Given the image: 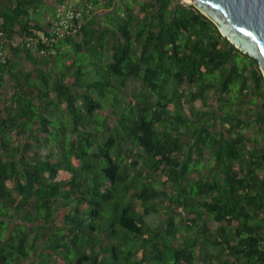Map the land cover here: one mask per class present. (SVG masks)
Masks as SVG:
<instances>
[{
	"label": "trees",
	"instance_id": "16d2710c",
	"mask_svg": "<svg viewBox=\"0 0 264 264\" xmlns=\"http://www.w3.org/2000/svg\"><path fill=\"white\" fill-rule=\"evenodd\" d=\"M8 1L11 38L29 8L68 0ZM92 1L106 25L89 19L32 71L0 64V96L15 87L0 101V264H264L256 60L193 5ZM44 25L24 21L23 40Z\"/></svg>",
	"mask_w": 264,
	"mask_h": 264
},
{
	"label": "water",
	"instance_id": "95a60500",
	"mask_svg": "<svg viewBox=\"0 0 264 264\" xmlns=\"http://www.w3.org/2000/svg\"><path fill=\"white\" fill-rule=\"evenodd\" d=\"M209 18L222 36L256 60L264 78V0H178Z\"/></svg>",
	"mask_w": 264,
	"mask_h": 264
},
{
	"label": "built area",
	"instance_id": "2783aa9c",
	"mask_svg": "<svg viewBox=\"0 0 264 264\" xmlns=\"http://www.w3.org/2000/svg\"><path fill=\"white\" fill-rule=\"evenodd\" d=\"M92 0H68L60 3L42 27H31L30 35L25 41L9 38L0 27V64L7 62L8 50L13 47L25 46L41 56L53 53L52 46L60 40L79 33L95 12Z\"/></svg>",
	"mask_w": 264,
	"mask_h": 264
},
{
	"label": "crops",
	"instance_id": "0c3cea01",
	"mask_svg": "<svg viewBox=\"0 0 264 264\" xmlns=\"http://www.w3.org/2000/svg\"><path fill=\"white\" fill-rule=\"evenodd\" d=\"M8 0H0V10H8V8H6L5 3ZM14 5L16 6V0H12ZM9 2V1H8ZM107 1L106 0H100L99 4H105ZM117 2V0L115 1ZM136 6V5H135ZM33 9V12H39L41 13V19H36L35 17L31 16V11L28 12V16L26 15H20V17L18 18V20L14 23L13 25V39L18 40V41H22L23 40V35H22V31H21V26L23 24L24 21L26 20H30L33 24H46L49 22L50 18L52 17V12L50 9H44L39 8V9ZM110 9H106L100 6H96L95 8V12L92 15L91 18L96 17L97 20V25L99 24H103L106 25L108 23V14H109ZM90 18V19H91ZM2 21V18L0 19V22ZM6 25L8 27L11 26V21H7ZM75 47L73 45H71L70 43H66L63 44L62 47L60 48V52L64 51V50H74ZM34 57L28 58L24 53L19 52L18 54H14V50L10 49L8 51V57H9V62H10V68L12 72L15 71H22V72H29L32 71L34 69H36L39 64H40V60H43L44 57L46 56H41V55H37L36 53L34 54ZM44 62V61H43ZM42 62V63H43ZM45 64V63H43ZM50 63H48L49 65ZM47 65V67H48ZM45 66V65H43ZM15 92V87H14V82L10 79V77L6 78L5 83H4V87L2 88L1 91V96H0V101L2 103V101H7L9 99V97L12 96V94ZM8 102H10L8 100Z\"/></svg>",
	"mask_w": 264,
	"mask_h": 264
},
{
	"label": "rangeland",
	"instance_id": "374dc122",
	"mask_svg": "<svg viewBox=\"0 0 264 264\" xmlns=\"http://www.w3.org/2000/svg\"><path fill=\"white\" fill-rule=\"evenodd\" d=\"M108 1V0H106ZM141 0H135V10L138 12L139 11V7L137 5V2H140ZM28 11L31 13V16L32 17H35L36 19H41V13L39 12H33V9L32 8H29ZM127 85L133 89H137V88H140L141 87V81L139 80V78H129L127 80ZM195 106L196 107H201L202 106V103L200 100H196L194 102ZM109 120V119H108ZM110 121V120H109ZM261 172V171H259ZM191 177L194 178L196 177V174H191ZM164 218V214L162 212H158V213H153V214H149L147 216H145V220L151 225V226H156L158 225V223H160V221H162ZM176 221H179V218H176ZM209 249L213 252H216V248H213V247H209Z\"/></svg>",
	"mask_w": 264,
	"mask_h": 264
}]
</instances>
